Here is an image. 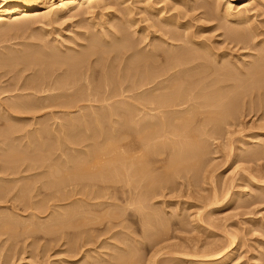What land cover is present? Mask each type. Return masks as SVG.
Segmentation results:
<instances>
[{"label":"rangeland","instance_id":"1","mask_svg":"<svg viewBox=\"0 0 264 264\" xmlns=\"http://www.w3.org/2000/svg\"><path fill=\"white\" fill-rule=\"evenodd\" d=\"M114 1L116 3H109L107 6L108 8L95 9L93 14L86 13L83 6V8H75L69 13L57 14V16L55 15V17H52L53 22L49 23L50 25L39 19L34 20V22L28 21L30 23V25H27L29 28L26 26L27 23H21L24 26L18 25L20 21L17 24L15 23V25L3 24L0 26V53L15 52L13 51L14 49H29L31 44L35 47L34 44L36 45L41 42V39L49 43L50 40L51 43L54 40L55 42L57 41V43L61 41L62 43L59 42V44H62V46L65 45L64 42H66V44L72 42L73 44L74 41H78L75 40L77 38L73 35L84 36V33L85 35L89 33L88 31H90L91 34L94 32V28L96 29V27L93 26L95 21H97L95 25L99 26V15H103L106 12L111 13L113 12L112 10L115 9L116 11L112 13V16L120 17L123 13L122 6L126 4V6L129 5L130 8L132 7V13L134 14L132 17L133 19H128L129 21L125 22V24L121 23L119 26L126 29L130 36L129 39H133L132 37H134L135 34L136 36L139 35L144 37L145 35H142L139 29L143 26L146 27V25L151 22H157L158 18L152 15L149 9H145L144 2L138 4L136 0H125V3H123L122 0ZM147 1H150L149 3H152L154 7L160 9L165 5H170V7L173 6L175 10L172 8V11L170 10L171 12H164L162 10V14L167 15L168 12L169 14L173 12L178 22H185L189 25L187 29L189 31L185 30V32L192 33L196 31L197 33L195 32V35L197 36H195V40H205L211 43L212 47L214 46L215 48L214 50H218L215 52L217 55L222 53V51L229 53V55L227 54L228 56H222V60L223 58L233 59L235 57L234 59L240 64V58L242 59L241 53L254 52L251 49H239V45L236 46L232 43V45H229L230 43H228L226 39L225 32H222L224 29H220L225 20L223 14L226 11L225 9L228 8L227 4H225L226 0ZM228 1H231L228 5L229 8L231 7V9H233L234 7V10H237V7L244 2V0ZM55 2L59 3V1L56 0ZM207 4H212L208 6L215 9L216 15L213 14V16L215 15L214 17H204V15H206L204 11L206 10L205 7ZM104 9L106 10L103 11ZM108 9L110 12H108ZM99 10H102V12ZM180 11L182 12L180 13ZM260 11L261 10H258L257 12V9L255 12L253 11L251 21L253 20V24L255 23L254 25L257 31L254 42L261 41V44L264 45V10ZM176 13L177 16L179 15L178 17ZM260 14L262 15L259 16ZM254 16H256V18ZM128 22L132 24L129 25L127 24ZM225 23H228V21ZM217 24L220 26L219 29ZM84 29L87 30V33ZM151 29L152 28H150L151 32L148 33L149 35L153 34ZM183 29L185 28H179L178 32L180 34H182L181 32L185 33ZM39 34L42 36L39 37ZM70 39H72V41ZM188 44H186V46ZM113 46L114 44L110 47ZM33 47L31 46V48ZM217 47L219 48L216 49ZM226 47L229 50L226 49ZM83 48L84 47H81L80 49V47H78L77 51H82ZM6 49L8 51H5ZM108 49V51H110V48ZM105 50L107 51V49L104 48V51ZM75 51H72V53ZM66 52L68 53V51ZM185 54L179 55V59H183ZM111 55L112 54H110V56ZM246 57L248 56H245L243 59H247ZM175 58H172L171 61H174ZM119 59L122 60V58ZM227 59L223 61H227ZM253 59L251 60L253 61ZM254 60L253 62H249L248 66H253L261 61V63L264 62V59L258 60L259 62L256 61V59ZM99 62L102 64H99ZM121 62L122 63L119 65H116V68L117 66H119V68L123 66L124 63L123 61ZM94 63H96V61ZM105 63L106 62L102 60L97 61L99 65L95 64L97 71L95 70L96 73H93L95 78L93 77L94 80L91 79V81L96 83V86L97 82L101 80L97 79L101 78L99 66L105 65ZM214 65L218 66V63ZM30 67L29 69L27 68L28 70L24 69L26 72L21 70L20 73V70H17V73L14 69L4 70V68H0V167L3 168L0 169V192H2L0 193V264H119L120 262V264H190L191 262L188 263L189 261H186V258L189 259L190 255L194 257V259L208 262L210 256L205 257L201 254L208 255L207 253H210V251L222 249L232 235L236 236L235 238L238 239L239 249L226 264H264V93L258 94L256 91L252 92V90L255 89H252V86L247 80V76L240 77L237 72L230 73L229 77L230 75L233 77L231 76V80L229 79L228 81V75L225 79L221 75H212L211 71L209 73V71L202 70V73H198V69H192L186 70L187 73L186 71H180V73L177 74V78L181 76L190 77L191 75L193 79L186 83V86L181 84V86L170 90L169 86V88L167 86H160L159 88L157 86L152 87V85H143V87H137L136 90L134 86H132L134 71H130L132 75H126V79L125 77H121V79L119 78L120 81L119 79L118 81L116 80L118 85L117 82H115V87L118 88L119 91L117 89V92L115 88V92L112 91L110 93V99L107 98L109 94L104 100L103 98L105 97L100 98V96L99 99L96 98L97 95L94 94L95 96L91 95L83 98L84 101L83 99L78 101L74 100V104L75 102H79L75 104V107H78L76 110V108H72L74 106V104L72 105L73 101L70 102L71 106H68V108L66 106L65 108L63 106H58V104H60L58 101L60 100L46 99L50 97L53 91H51L50 94L48 91L44 92L45 94L48 93L46 98L42 96L44 95L43 92L40 93L42 98L46 99V101H41L39 93H35V95L34 93L32 94L30 90L24 91L21 87L22 84L34 78L33 76L36 74V67ZM6 71L7 73H5ZM56 72L57 77L60 76L58 74L61 73V71L59 72L58 70ZM16 74H18L19 77ZM55 74L56 73H53L51 75V79H56ZM96 74H99V77H97ZM236 74L238 76L234 78ZM196 75L203 76V80H196V78H198ZM210 75L219 78V80H221V78L224 79L223 81L215 79L216 84L214 81L211 82V80L207 79ZM206 79L208 80L207 83L205 82ZM80 82L82 83L83 81ZM241 82L246 83L247 86ZM93 83L89 84V87L93 86ZM83 86L85 85H78L77 87L79 88L76 87V89H80L82 92L85 88ZM15 87H17V89H15ZM80 87H82V89ZM166 87L167 91L164 90ZM213 89H215V91L217 90L219 93H213L215 92ZM154 90H156V92ZM72 91L74 92L75 88L69 89L68 92ZM162 91L167 92V94L171 92L173 95L170 94V96L175 98V100L182 99L180 101L181 103L177 104L178 106L172 107L173 109L171 108V110H177L176 112H164V114H159L158 116V110L153 109L154 112L153 110L146 111L144 103L142 102L141 104L137 101L139 97L142 95L144 96L146 93L161 92L160 94H163ZM55 92L56 91L53 93ZM18 93L24 95L20 96ZM211 93H213V95ZM174 94H177V98ZM181 94H185L186 96L184 95V97H186V99L182 97ZM204 94L207 98L212 96L210 98H213V104L207 103V101H210V98L205 101L206 103L203 102L205 99L203 97ZM32 95H34L35 98L39 97L37 99L38 101ZM215 96H218V98ZM24 97L27 100L29 99V102L24 99ZM32 97L35 100L32 99ZM15 98L17 99L15 100ZM93 99L94 101H92ZM134 99L138 103H136ZM13 100L15 102H13ZM53 100H55V102ZM200 101L203 104H201ZM21 102H25L26 104L24 103L22 105ZM126 103L128 106H126ZM11 104L16 107L18 105L19 110H17L18 107H15L17 111L13 110L14 106L12 107ZM21 105L22 107L25 105V110L23 109L20 111ZM79 107L81 108L79 109ZM110 110H113L116 114H110ZM118 110L121 113H118ZM127 110H129L130 114ZM131 111H137V114L135 113L134 115ZM189 111L192 112V114L188 113ZM122 112H127V115L124 114L122 116ZM173 112L175 113V118H173ZM150 113L152 116L149 115ZM184 114L187 115L185 116ZM143 115L144 117H142ZM221 115H224L225 120L221 121L220 126L218 125L217 127V125L215 126V124H213V121L217 118L216 116L219 117ZM179 117L186 119L185 121L188 122V127H190L191 130L188 128L189 131H187L190 134L188 133L187 135V132H185L179 135V138L176 136L163 141L159 140L161 141L160 143L155 139L156 141L154 140V143L156 142L157 145H152V147L149 146L153 142L152 140H149L150 142L147 141L148 143L145 142L147 144H145L144 141L142 142V140H145L148 134L157 127V120H159V118L163 120H171V118H173V121L174 119L177 121ZM82 118L83 120H81ZM132 118L134 119L133 121L131 120ZM104 119H106V121ZM208 121L212 122L209 123ZM9 122L12 124L14 122L13 126L10 125L11 123L9 126H6ZM151 122L154 123L152 124ZM118 123L122 124L118 125ZM140 123V128L142 130H140L141 134L139 131H133L137 130L136 124L140 126ZM124 125L125 128L123 127ZM118 126L121 127L122 130L119 131L117 129L119 128ZM148 126L151 127V129H149ZM145 127L148 129H145ZM88 128L91 131H89ZM15 129L18 131L16 130L15 132ZM3 132L4 134H1ZM137 132H139V134H136ZM79 135H81V138ZM92 135H96L97 138ZM8 137L13 142H11ZM138 137L140 140L142 139L141 142ZM70 141L76 144H72ZM138 142L143 144L141 145ZM167 142H169V144H167ZM144 144L147 145V148ZM190 144L192 145L191 147ZM9 145H13V149H11L12 147H9ZM174 145L175 147H173ZM38 146L40 147L38 148ZM92 147L101 149L102 153L96 148L95 152V149ZM103 147H105V149ZM141 148L148 149L146 150L148 154L144 153V150L142 152ZM151 148L155 150H153L155 152L154 155L157 153L156 149L159 148L156 154L157 157L156 155L150 154L149 149L151 153H153ZM91 149H94L92 150L93 152H90ZM79 151L82 152L80 153ZM97 153H101L100 155H102V158L106 157L107 159H102ZM145 154L149 155V157L146 158L147 156ZM151 155H153V157H150ZM177 155L178 157H175ZM180 155L181 157H179ZM93 156H95V158ZM96 156H99V159L103 161L100 160L99 162ZM119 156L123 157V159H129L128 162V159H125L126 162L124 160V165H127V163L131 161L130 158L133 156L131 159L132 161L134 159L135 162L131 161L132 167L128 165V168L132 170L129 169L127 172L125 169L127 166H121L124 167L122 169L118 168L124 171H121V174L122 172L125 173V171L128 174L129 172L132 173L131 171L137 167V169L134 170L135 172H133L136 173L137 171L138 175H136L138 178L136 175H133L135 177L131 178L133 173H129L126 179V173V175L123 174L124 176L120 175V170L115 166H119V160L116 161L117 164H113L115 160L119 159ZM92 157L96 159L97 162L91 159ZM5 158L6 160H4ZM8 158L9 160H7ZM139 158L143 162H148V164L147 162L144 163L147 167L143 166V162L139 161ZM104 160L110 161L111 165H107L108 161L104 162ZM112 161L113 163H111ZM172 161L174 162L172 163ZM5 162L7 163L5 164ZM56 163L58 164L56 165ZM78 163L80 165H77ZM89 163L92 166L99 165L95 166L96 168L90 165L91 168L95 169H91L93 172L90 174L88 173L90 171L86 170V172L88 171L87 174H89H86V176L89 177H86L85 180V178L83 179L82 173L85 174L83 169H88ZM104 164L106 167H104ZM133 164L136 165L134 169ZM6 165L7 167L9 166V170L5 167ZM11 165L13 167L10 168ZM84 165L85 167L88 165L87 168H85ZM99 166L102 170H96L100 168ZM113 167L115 169H113ZM106 168H111V171ZM10 169H13V172L14 170L17 172L11 174L9 173V171L12 172ZM143 169L145 170L142 171ZM103 170L104 172H102ZM97 171H99L100 174H96ZM115 173L116 176L118 174L117 177ZM70 176L74 179L72 180ZM60 177L61 179L63 178V180H61ZM67 178H69V182L70 180L72 182L69 183ZM148 181L150 185H148ZM150 187L152 188L151 193ZM78 190L79 192H77ZM228 234H230L231 237L230 235L228 236ZM228 250L229 248H227L226 251ZM194 254L196 256H194Z\"/></svg>","mask_w":264,"mask_h":264},{"label":"bare ground","instance_id":"2","mask_svg":"<svg viewBox=\"0 0 264 264\" xmlns=\"http://www.w3.org/2000/svg\"><path fill=\"white\" fill-rule=\"evenodd\" d=\"M56 1H59V3L57 4L56 2H55V0H0V26L1 25H3V24H9V25H15V23L17 24L19 21H20V24H18V25H22V24H26V26L29 24L30 25V23L28 22V21H33L34 22V20H36V19H39V20H43V21H45L47 24H49V23H51V22H53V16L55 17V15L57 16V14H61V13H66V12H70V11H72V10H74L75 8H83L84 7V9L86 10V13H89V14H93L94 13V11H95V9L97 10V9H103V8H106L107 6H108V4L109 3H116L114 0H56ZM117 1V0H116ZM137 2H138V4L139 3H141V2H144V7H145V9H149L150 10V13H152V15H154L155 17H157L158 19H157V22H151L150 24H148V25H146V27L145 26H143V27H141L139 30V32L140 33H142V35L144 34L145 36L143 37V36H136V34H135V36L134 37H132L133 39H129L130 38V36L128 35V32L126 31V29L123 27V28H121V26H119V25H121V23H123V24H125V22H127V21H129L128 19H131L132 17H133V13H132V7L130 8L129 7V5L128 6H126V5H124V6H122V11H123V13H122V15L119 17V16H115V17H113L112 16V13L113 12H115L116 10L114 9V10H112L113 12H111V13H105V14H103V15H99L100 17H99V26H96L95 25V23L97 22V21H95V23H94V27H96V29L94 28V32H92V34L90 33V31H88L89 33H87V30L86 29H84V30H86V35H85V33H84V36H77V35H73V36H76V38L77 39H75V40H78L77 42L76 41H74V39H73V44H72V42L71 43H69V44H66V42H64L65 43V45L64 46H62V44H59V42H61V41H59L58 43H57V41L55 42V40L51 43V40H50V43L49 42H45V40H40L41 42H39V43H37L36 45L34 44V46L35 47H33V44H31V46L33 47V48H31V46L29 47V49L28 48H25V49H21V50H13V51H15V52H11V53H0V68H4V70L5 69H14V70H16V72H17V70L19 71V73L21 72V70H23L24 72H26L24 69H29V67L31 66H34V68L36 67V74H35V76H33L34 78H32V79H30V80H28V81H26V83L24 82H22L23 84H22V89H24V91L25 90H30V92L33 94H37V93H44V92H46V91H48V93L50 94V92L51 91H56L55 93H53V92H51V94H50V97L49 98H46V96H48L47 94H45L44 93V95H42L44 98H46V99H49V100H51V99H56L57 101L58 100H60V101H58V103H60V104H58V106H63V107H65L66 108V106H67V108H68V106H71L70 105V102H72V105L74 104V100L75 101H78V100H80V99H83V98H85V97H89V96H91V95H97V97L96 98H99L100 96V98H103V97H105V98H103V100L104 99H106V96H107V98H109V96L111 95L110 93L112 92V91H114L115 90V86H116V84H115V82H117L118 81V79L120 78L121 79V77H125V79H126V75H132L131 74V72L130 71H134V73H133V76H134V79H132L133 80V82H132V86H134V88L136 89L137 87H139V86H142L143 87V85L145 86V85H152V87L154 86V87H159L160 88V86H169L170 87V90L173 88H175V87H178V86H181V84H183L184 86H186V83H188L189 81H191V79H193V78H191V73L189 74L190 75V77H185V76H181V77H178L177 78V74H179L180 73V71L182 72V71H186V70H192V69H198V73L199 72H201L202 73V70H205V71H209V73H210V71H211V73H212V75L213 74H215V75H221L222 77H224L225 79L227 78V75H228V77H229V74L230 73H235V72H237L238 74H239V76L241 77H244V76H247V80L249 81V84L252 86V89H255V90H252V92L253 91H256V93H258V94H263L264 93V62L263 63H257V64H255V65H253V66H251V65H249L248 66V64H249V62H251L252 60L251 59H256V61H258V60H262V59H264V45L263 44H261V41H257V42H254L255 40H254V38L256 37V35H257V31H256V26L253 24V20L251 21V15H252V13H253V11L255 12L256 11V9H257V12H258V10H261V11H263L264 10V0H244V2L241 4V5H239L238 7H237V10H234V7H233V9H231V7L229 8V4H230V2L228 1V0H226V3L225 4H227V9H225L226 11H225V13L223 14L224 15V19L226 20V21H228V23H225L226 21L224 20V24H222V28L218 25V29H219V27H220V29H224V30H222V32L226 35V39L228 40V43H230L229 45H232V44H234V45H239V49H251V50H253L252 52L253 53H251V52H246V53H241L240 55L242 56V59L240 58V60H241V63L239 64L238 62H237V60H235L234 58L233 59H227V58H223V60L224 59H227V61H223L222 60V56H226L227 54L229 55V53H227L226 51L225 52H223L222 51V53H220L219 55H217L215 52H217V51H215L214 49V46L212 47V44L211 43H208V42H206L205 40L203 41V40H195V36H197V35H195L196 33L195 32H185V30H187L188 29V26L189 25H187L185 22H178V20L177 19H175V15L173 14V12L171 13V14H169V12H171L172 10H171V8L173 9V6L172 7H170V5L169 6H164V7H162V9H160V8H158V7H154V5H152V3H149L147 0H136ZM160 1V0H159ZM122 2L123 3H125V0H122ZM209 3V2H208ZM171 4V3H170ZM119 5V4H118ZM211 6L210 4H207V6L205 7L206 8V10L204 11V13L206 14V15H204V17H209V18H211V17H214L216 14H215V9H212L213 7H209V6ZM83 6V7H82ZM140 6V5H139ZM110 7V6H109ZM108 8V7H107ZM236 8V7H235ZM83 9V10H84ZM120 9H121V7H120ZM137 9V8H136ZM140 9V8H139ZM165 9V10H164ZM106 9H104L103 11H105ZM164 12H167V11H169L168 12V14L167 15H164V14H162V12L163 11ZM171 10V11H170ZM173 10H175V8L173 9ZM100 12H102V10H99ZM260 11V12H261ZM108 12H110L109 11V9H108ZM178 12V11H177ZM182 11H180V13H181ZM218 12V11H217ZM256 12V13H257ZM259 12V13H260ZM67 13V14H68ZM72 13V12H71ZM77 13V12H76ZM146 14V13H145ZM213 14H215L214 16H213ZM184 15H186V14H184ZM223 15H222V17H223ZM257 15V14H256ZM262 14H260L259 16H261ZM176 16H177V13H176ZM179 16V15H178ZM177 16V17H178ZM182 16H183V14H182ZM176 17V18H177ZM181 17V16H180ZM219 17V16H218ZM255 18H256V16H254ZM57 18V17H56ZM89 18V17H88ZM150 18V17H149ZM148 18V19H149ZM254 18V19H255ZM93 19V18H92ZM133 19V18H132ZM146 20V19H145ZM154 20V19H153ZM176 20H177V22H176ZM181 20V19H180ZM8 21H11V22H8ZM17 21V22H16ZM54 21H55V19H54ZM84 21V20H83ZM255 21V20H254ZM8 22V23H7ZM44 22V23H45ZM138 22V21H137ZM136 22V23H137ZM22 23V24H21ZM56 23V22H55ZM127 24H132V23H127ZM50 25V24H49ZM137 25H138V23H137ZM186 25H187V28H186ZM257 25V24H256ZM22 26H24V25H22ZM25 26V27H26ZM92 26V27H93ZM6 27V26H5ZM4 27V28H5ZM15 27V26H14ZM17 27V26H16ZM28 27V26H27ZM31 27V26H30ZM181 27H183V28H185V29H183L184 30V32L185 33H183V32H181L182 34H180L178 31H179V28L181 29ZM29 28V27H28ZM87 28V27H86ZM150 28H152L151 30H152V32H153V34H151V35H149L148 33L149 32H151L150 31ZM23 29V28H22ZM83 29V28H82ZM90 29V28H89ZM130 29V28H129ZM190 29V28H189ZM182 30V31H183ZM5 31V30H4ZM7 31H8V29H7ZM42 31V30H41ZM187 31H189V30H187ZM76 32V31H75ZM4 33V32H3ZM41 33V32H40ZM109 33V34H108ZM81 34V33H80ZM223 34V35H224ZM149 37H148V36ZM225 35H224V37H225ZM4 36V35H3ZM6 36V35H5ZM40 36H42V35H40L39 34V37ZM47 36V35H46ZM200 36V35H199ZM47 38V37H46ZM62 38V37H61ZM0 39H1V36H0ZM38 39V38H37ZM32 40H34V39H32ZM32 40H31V42H32ZM65 40V39H64ZM69 40V39H68ZM71 41H72V39H70ZM226 40V41H227ZM37 41V40H36ZM49 41V40H48ZM63 41V40H62ZM128 41V42H127ZM1 42V41H0ZM69 42V41H68ZM29 43V42H28ZM62 43V42H61ZM190 44V46H189V44ZM225 43V42H224ZM227 43V44H228ZM232 43V44H231ZM112 44H114V46L113 47H110ZM186 44H188L187 46H186ZM216 44V43H215ZM30 45V44H29ZM28 45V46H29ZM218 45V44H217ZM108 46V47H107ZM189 46V47H188ZM224 46V45H223ZM235 46V47H236ZM78 47H80V49H81V47H84L83 48V50L82 51H77V49H78ZM220 47V46H219ZM219 47H217L216 49H218ZM6 48V47H5ZM24 48V47H23ZM103 48V49H102ZM104 48L105 49H107V51L105 52L104 51ZM108 48H110V51H108L109 49ZM234 48V47H233ZM12 49V48H11ZM223 49H225V48H223ZM226 49H228L227 47H226ZM76 50V51H75ZM229 50V49H228ZM230 50H231V47H230ZM250 50V51H251ZM5 51H8L7 49L5 50ZM66 51H68V53L66 52ZM72 51H75V52H73L72 53ZM103 51V52H102ZM69 52H71V53H69ZM110 52H113V53H110ZM185 52H186V54H185ZM185 54V57L183 58V59H179V55H181V54ZM108 54V55H107ZM110 54H112L111 56H110ZM227 55V56H228ZM235 55V54H234ZM237 56H239V55H237ZM245 56H248V57H246L247 59H243V58H245ZM109 57H111V58H109ZM178 58V59H176V58ZM183 57V56H182ZM240 57V56H239ZM119 58H122V60L121 59H119ZM172 58H175V60L173 61H171V59ZM229 58V57H228ZM231 58V57H230ZM124 59V60H123ZM236 59H238V58H236ZM253 59V61H255ZM105 61L106 63H105V65H100L99 66V71H100V77L101 78H97V77H99V74L97 75L96 74V78L97 79H101L100 80V82H97V86L95 85L96 83H93V81H91V79H93L94 80V78H95V76H94V74L96 73V65L95 64H97V61ZM180 60V61H179ZM96 61V63H94V62ZM121 61H123V66H122V64H121V66L122 67H120L119 68V66H117V68H116V65H119L120 63H122ZM252 61V62H253ZM259 62V61H258ZM101 62H99V64H100ZM218 63V66L217 65H214V64H217ZM99 64H97V65H99ZM102 64V63H101ZM250 64H252V63H250ZM30 67V68H31ZM33 68V67H32ZM27 69V70H28ZM31 70V69H30ZM59 70V72L61 71V73H59L58 75H60V76H58L57 77V72L56 71H58ZM96 70V71H95ZM199 70H201V71H199ZM13 71V70H12ZM22 71V72H23ZM32 71V70H31ZM55 71V72H54ZM197 71V70H196ZM195 71V72H196ZM2 72V71H1ZM15 72V73H16ZM95 72V73H94ZM5 73H7V71L5 72ZM18 73V72H17ZM53 73H56L55 75H56V79L54 78H52L51 79V75L53 74ZM94 73V74H93ZM185 73V72H184ZM186 73H187V71H186ZM198 73H196V74H198ZM203 73H204V71H203ZM208 73V74H209ZM33 74V73H32ZM208 74H207V76H208ZM17 76H18V74H16ZM23 75V74H22ZM54 75V76H55ZM175 75H176V77H175ZM186 75V74H185ZM199 75V74H198ZM32 76V75H31ZM197 76V75H196ZM211 76V75H210ZM208 77L207 79L208 80H211V82L212 81H214L215 82V79H217V80H219V78H215V76H211V77ZM226 76V77H225ZM232 75H230V77H231ZM238 75L236 74V76L234 75V78L235 77H237ZM19 77V76H18ZM21 77V76H20ZM94 77V78H93ZM130 77H132V76H130ZM198 78H196V80H203V76H197ZM230 77L227 79L228 81H229V79H230ZM233 77V76H232ZM239 77V78H240ZM133 78V77H132ZM223 78V79H224ZM238 78V79H239ZM20 79V78H19ZM113 79H114V82H113ZM120 79H119V81H120ZM205 80V82L207 83V81L208 80ZM223 79L221 78V80L223 81ZM237 79V78H236ZM243 79V78H242ZM241 79V80H242ZM11 80V79H10ZM13 80V79H12ZM15 80V79H14ZM96 80V79H95ZM117 80V81H116ZM216 80V81H217ZM221 80H219V81H221ZM231 80V79H230ZM233 80V79H232ZM246 80V81H247ZM17 81V80H16ZM80 81H83L82 83L80 82ZM97 81H99V80H97ZM240 81V80H239ZM243 81V80H242ZM90 82H92L93 83V86H91L92 87V89H91V87H89L90 85L89 84H92V83H90ZM128 82V81H127ZM195 82V81H194ZM210 82V81H209ZM208 82V83H209ZM79 83V84H78ZM204 83V82H203ZM202 83V84H203ZM216 83V82H215ZM225 83V82H224ZM241 83H243V82H241ZM217 84V83H216ZM218 84H220V83H218ZM243 84H246V83H243ZM17 85V84H16ZM78 85H85V86H83V87H85L84 88V92L82 91L81 92V90L80 89H76V87ZM117 85H118V82H117ZM119 85H121V84H119ZM205 85V84H204ZM209 85V84H208ZM230 85V84H229ZM240 85V84H239ZM250 85H248V86H250ZM18 86V85H17ZM76 86V87H75ZM148 86V87H149ZM243 86V85H242ZM241 86V87H242ZM246 86H247V84H246ZM11 87V86H10ZM20 87V88H21ZM167 87L164 89V90H166L167 91ZM168 87V88H169ZM231 87V86H230ZM245 87V86H244ZM9 88V87H8ZM13 88V87H12ZM74 89L75 88V91L73 92H68L69 91V89ZM77 88H79V87H77ZM81 89H82V87H80ZM240 88V87H239ZM247 88V87H246ZM6 89V88H5ZM4 89V90H5ZM10 89V88H9ZM15 89H17V87H15ZM21 89V90H22ZM91 89V90H90ZM117 89L118 88H116V91H117ZM127 89V88H126ZM147 89V88H146ZM156 89V88H155ZM179 89V88H178ZM177 89V90H178ZM217 89V88H216ZM223 89V88H222ZM242 89V88H241ZM249 89V88H248ZM20 90V89H19ZM78 90H80V91H78ZM86 90V91H85ZM90 90V91H89ZM137 90V89H136ZM149 90V89H148ZM151 90V89H150ZM180 90H181V88H180ZM179 90V91H180ZM225 90V89H224ZM246 90V89H245ZM244 90V91H245ZM71 91V90H70ZM89 91V92H88ZM118 91H119V89H118ZM117 91V92H118ZM145 91V90H144ZM155 92H156V90H154ZM182 91V90H181ZM180 91V92H181ZM184 91H185V88H184ZM213 91H215V89H213ZM237 91V90H236ZM115 92V91H114ZM125 92V91H124ZM155 92H152V93H144L145 95L143 96H141V97H139V99H137V101H139L141 104H142V102L144 103V107L146 108V111L147 110H150V111H152L153 109H156V110H158V116H159V114H164V112H171L172 113V111H174V112H176L175 110H171V108L173 107L174 108V106H178L177 104H179V103H181L180 101L182 100V99H176L175 100V98H172L171 96H170V94H172L171 92H168V94H167V92H163V94H160L161 92H159V93H155ZM158 92V91H157ZM183 92V91H182ZM186 92V91H185ZM210 92V91H209ZM219 93L217 90L215 91V92H213V93ZM224 92V91H223ZM238 92V91H237ZM53 93V94H52ZM166 93V94H165ZM184 93V92H183ZM213 93H211L212 95H213ZM220 93H221V90H220ZM15 94V93H14ZM19 94V93H18ZM29 94V93H28ZM35 94V95H36ZM136 94V93H135ZM178 94V93H177ZM177 94L175 95L176 96V98H177ZM180 94V93H179ZM186 94V93H185ZM184 94V95H185ZM194 94V93H193ZM208 94V93H207ZM225 94V93H224ZM242 94V93H241ZM251 94V93H250ZM20 95V94H19ZM22 96L24 95V94H21ZM20 95V96H21ZM94 95V96H95ZM117 95V94H116ZM132 95V94H131ZM173 95V94H172ZM182 95V94H181ZM184 95H182V97H184ZM188 95V94H187ZM217 95V94H216ZM238 95V94H237ZM20 96H19V98H20ZM33 97H34V95H32ZM40 97H41V101L42 100H45L46 101V99H43L42 98V96H41V94L39 95ZM112 96H113V94H112ZM137 96V95H136ZM179 96V95H178ZM186 96V95H185ZM199 96H200V94H199ZM202 96V95H201ZM223 97H225L224 95H222ZM221 96V97H222ZM235 96V95H234ZM233 96V97H234ZM15 97H17V96H15ZM26 97V96H25ZM24 97V99H26ZM32 97V99H34ZM125 97V96H124ZM128 97V96H127ZM174 97V96H173ZM197 97V96H196ZM205 99H204V101L203 102H205V101H207L208 100V98H210V97H212V96H210V97H206L205 96V94H204V96H203ZM203 97H202V100H203ZM215 97H217L218 98V96H215ZM228 97H230V96H228ZM18 98V97H17ZM17 98H15V100L17 99ZM39 97H37V98H35L36 100L38 99ZM99 98V99H100ZM138 98V97H137ZM185 99H186V97H184ZM189 98V97H188ZM207 98V99H206ZM235 98V97H234ZM233 98V99H234ZM23 99V100H24ZM34 99V100H35ZM110 99V98H109ZM136 99V98H135ZM134 99V100H135ZM184 99V100H185ZM213 98H210V101L208 102L207 101V103H210V104H213V100H212ZM22 100V99H21ZM27 100V99H26ZM29 100V99H28ZM27 100V101H28ZM86 100H87V98H86ZM102 100V99H101ZM177 100H179V101H177ZM200 100V99H199ZM235 100V99H234ZM18 101V100H17ZM38 101V100H37ZM45 101H44V103H45ZM54 102H55V100H53ZM52 101V102H53ZM83 101H84V99H83ZM92 101H94V99L92 100ZM100 101V100H99ZM107 101H108V99H107ZM13 102H15L14 100H13ZM29 102V101H28ZM47 102H49V101H47ZM91 102V101H90ZM130 102V101H129ZM135 102H136V100H135ZM183 102V101H182ZM201 102V101H200ZM212 102V103H211ZM217 102V101H216ZM22 103V105L25 103H23V102H21ZM43 103V102H42ZM77 102H75V104H76ZM79 103V102H78ZM77 103V104H78ZM136 103H138V102H136ZM135 103V104H136ZM206 103V102H205ZM1 104V103H0ZM19 104V103H18ZM26 104V103H25ZM74 104V106L72 107V108H76V110L78 109V107H75L76 105ZM125 104V103H124ZM184 104V103H183ZM182 104V105H183ZM201 104H203L202 102H201ZM200 104V105H201ZM12 105V107L14 106V109L13 110H16L15 109V105H13V104H11ZM22 105H21V109H20V111H22L23 109L25 110V105H24V107H22ZM31 105V104H30ZM38 105H40V104H38ZM53 105V104H52ZM123 105V104H122ZM132 105V104H131ZM20 106V105H19ZM78 106V105H77ZM89 106V105H88ZM112 106V105H111ZM126 106H128L127 105V103H126ZM136 106H137V104H136ZM210 106V105H209ZM17 107H18V105H17ZM16 107V108H17ZM82 107V106H81ZM81 107H79V109L81 108ZM101 107H102V105H101ZM133 107V106H132ZM143 107V108H144ZM189 107V106H188ZM187 107V108H188ZM202 107V106H201ZM211 107H212V105H211ZM71 108V107H70ZM84 108V107H83ZM82 108V109H83ZM111 108V107H110ZM113 108V107H112ZM119 108H120V106H119ZM118 108V109H119ZM142 108V107H141ZM145 108H144V110H145ZM172 108V109H173ZM190 108V107H189ZM195 108V107H194ZM215 108V107H214ZM228 108V107H227ZM2 109V108H1ZM6 109V108H5ZM105 109V108H104ZM185 109V108H184ZM17 110H19V107L17 108ZM16 110V111H17ZM26 110H28V109H26ZM36 110V109H35ZM39 110V109H38ZM120 110V109H119ZM118 110V113L120 112ZM122 110V109H121ZM134 110V109H133ZM142 110V109H141ZM155 110V111H156ZM6 111H7V109H6ZM66 111V110H65ZM69 111V110H68ZM102 111V110H101ZM107 111V110H106ZM123 111V110H122ZM128 111V113L130 114V112H129V110H127ZM140 111V110H139ZM181 111V110H180ZM192 111V110H191ZM226 111V110H225ZM231 111V110H230ZM5 112V111H4ZM94 112V111H93ZM131 112H133L134 113V115H135V113L137 114V111H131ZM141 112V111H140ZM153 112H154V110H153ZM173 112V113H174ZM185 112H187V111H185ZM184 112V113H185ZM9 113V112H8ZM66 113V112H65ZM70 113H72V112H70ZM92 113V112H91ZM108 113H109V110H108ZM111 113H113L112 115H114V111L113 110H110V114ZM121 113V112H120ZM123 113V112H122ZM183 113V112H182ZM188 113H191L192 114V112H188ZM226 113V112H225ZM232 113V112H231ZM4 114V113H3ZM2 114V115H3ZM7 114V113H6ZM85 114V113H84ZM101 114V113H100ZM107 114V113H106ZM116 114V113H115ZM124 114H126L127 115V112H125V113H123L122 114V116L124 115ZM154 114H156V113H154ZM215 114V113H214ZM218 114V113H217ZM69 115V114H68ZM95 115H97V114H95ZM121 115V114H120ZM133 115V114H132ZM140 115V114H139ZM149 115H151V113L149 114ZM165 115H166V113H165ZM169 115V114H168ZM175 115V113L173 114V116ZM185 116L187 115V114H184ZM194 115V114H193ZM225 115H227V114H225ZM1 116V115H0ZM11 116V115H10ZM15 116V115H14ZM111 116V115H110ZM137 116V115H136ZM152 116V115H151ZM150 116V117H151ZM154 116V115H153ZM157 116V117H158ZM161 116V115H160ZM18 117V116H17ZM91 117V116H90ZM97 117H99V116H97ZM116 117V116H115ZM118 117V116H117ZM142 117H144V115L142 116ZM156 117V116H155ZM163 117H164V115H163ZM176 116H174L173 118H175ZM181 117V116H180ZM178 118L177 119V121H175L176 119H174V121L172 120L173 118H171V120L169 119V120H167V119H165V120H163V119H161V118H159V120H157L158 121V123H157V127H155V129H153L152 131H151V133L150 134H148V136L145 138V140H142V142L144 141V143L145 142H150L149 140H152L153 142L151 143V145H149V146H151L152 147V145H157V143L155 142L154 143V140L155 139H157V141H158V143H160L161 141H163V140H165V139H170L171 137H176V136H178V138H179V135H181V134H184L185 132H187L186 134L188 135V131H189V129H190V127H188L189 125H188V122L187 121H185L186 119H182V118ZM188 117V116H187ZM186 117V118H187ZM190 117H194V116H190ZM217 117V118H216ZM216 117H214V118H216L214 121H213V124H215V126L217 125V127H218V125L220 126V123H221V121H223V120H225V117H224V115H221V116H216ZM231 117V116H230ZM11 118V117H10ZM14 118V117H13ZM20 118V117H19ZM73 118H75V117H73ZM92 118V117H91ZM91 118H90V121H91ZM95 118V117H94ZM119 118V117H118ZM153 118V117H152ZM169 118V117H168ZM15 119V118H14ZM21 119V118H20ZM72 119V118H71ZM86 119H87V117H86ZM122 119V118H121ZM138 119V118H137ZM156 119V118H155ZM161 119V120H160ZM211 119H213V118H211ZM81 120H83V118L81 119ZM81 120H80V122H81ZM85 120V119H84ZM94 120V119H93ZM97 120H99V119H97ZM96 120V121H97ZM105 121H106V119H104ZM119 120V119H118ZM132 121L134 120L133 118L131 119ZM190 120V119H189ZM193 120V119H192ZM191 120V121H192ZM7 121H8V119H7ZM16 121V120H15ZM62 121V120H61ZM66 121H68V120H66ZM78 121V120H77ZM156 121V122H157ZM191 121H189V122H191ZM12 122V121H11ZM11 122H9L8 123V125H6V126H9V124L11 123ZM65 122V121H64ZM79 122V121H78ZM108 122V121H107ZM141 122V121H140ZM149 122V121H148ZM209 122V121H208ZM212 121H210L209 123H211ZM228 122V121H227ZM7 123V122H6ZM16 123V122H15ZM48 123V122H47ZM77 123V122H76ZM93 123V122H92ZM95 123V122H94ZM97 123H99V122H97ZM106 123V122H105ZM114 123V122H113ZM126 123V122H125ZM135 123V122H134ZM133 123V124H134ZM145 123H147V122H145ZM150 123V122H149ZM152 123V122H151ZM154 123V122H153ZM152 123V124H153ZM13 124H14V122H13ZM13 124L11 123L10 125H12L13 126ZM80 124V123H79ZM78 124V125H79ZM120 124H122V123H120ZM119 123H118V125H120ZM126 124H128V123H126ZM125 124V125H126ZM94 125H96V124H94ZM100 125V124H99ZM116 125V124H115ZM125 125L123 126L124 128H125ZM137 126H136V129L137 130H133V131H139L140 132V130H141V123H140V126L138 125V124H136ZM71 126V125H70ZM74 126V125H73ZM77 126V125H76ZM84 126H85V124H84ZM83 126V127H84ZM101 126V125H100ZM113 126V125H112ZM127 126V125H126ZM129 126H130V124H129ZM147 126V125H146ZM151 126V125H150ZM196 126V125H195ZM79 127V126H78ZM87 127V126H86ZM107 127V126H106ZM114 127V126H113ZM112 127V128H113ZM119 127V126H118ZM121 127H122V125H121ZM121 127H119V128H117L119 131L120 130H122L121 129ZM149 127V126H148ZM204 127V126H203ZM211 127H212V124H211ZM214 127V126H213ZM15 128H16V125H15ZM105 128V127H104ZM153 128H154V125H153ZM189 128V129H188ZM196 128H198V127H196ZM13 129V128H12ZM11 129V130H12ZM18 129V128H17ZM17 129H15V132H16V130ZM45 129V128H44ZM44 129H42V130H44ZM80 129V128H79ZM89 129V128H88ZM96 129V128H95ZM102 129V128H101ZM135 129V128H134ZM145 129H148V128H146L145 127ZM149 129H151V127H149ZM6 130H8V129H6ZM10 130V129H9ZM46 130V129H45ZM129 130V129H128ZM131 130V129H130ZM144 130V129H143ZM188 130V131H187ZM191 130V129H190ZM198 130V129H197ZM13 131V130H12ZM18 131V130H17ZM80 131H82V130H80ZM89 131H91L90 129H89ZM88 131V132H89ZM104 131V130H103ZM133 131H132V133H133ZM142 131V130H141ZM8 132V131H7ZM14 132V131H13ZM56 132V131H55ZM67 132V131H66ZM86 132V131H85ZM102 132V131H101ZM107 132V131H106ZM139 132H137L136 134H139ZM147 132V131H146ZM146 132H144V133H146ZM18 133V132H17ZM40 133H41V131H40ZM95 133V132H94ZM104 133V132H103ZM117 133H118V131H117ZM123 133V132H122ZM1 134H4V132L3 133H1ZM7 134V133H6ZM9 134V133H8ZM44 134V133H43ZM79 134V133H78ZM105 134V133H104ZM134 134V133H133ZM132 134V135H133ZM140 134H141V132H140ZM147 134V133H146ZM190 134V133H189ZM11 135V134H10ZM71 135V134H70ZM85 135V134H84ZM94 135V134H93ZM92 135V136H93ZM142 135H144V134H142ZM68 136V135H67ZM77 136V135H76ZM80 136V138H81V135H79ZM89 136V135H88ZM91 136V135H90ZM130 136V135H129ZM136 136H138V135H136ZM3 137H5V136H3ZM7 137V136H6ZM18 137V136H17ZM73 137V136H72ZM93 137H96V135L95 136H93ZM100 137V136H99ZM122 137H123V134H122ZM193 137V136H192ZM97 138V137H96ZM110 138V137H109ZM111 138H112V136H111ZM137 138V137H136ZM135 138V139H136ZM139 138V137H138ZM8 139H9V137H8ZM41 139V138H40ZM74 139V138H73ZM90 139V138H89ZM93 139V138H92ZM123 139V138H122ZM134 139V138H133ZM1 140V139H0ZM10 140V139H9ZM95 140V139H94ZM110 140V139H109ZM112 140H113V138H112ZM111 140V141H112ZM139 140H140V138H139ZM141 140H140V142H141ZM159 140H161V141H159ZM6 141V140H5ZM11 141V140H10ZM27 141V140H26ZM33 141V140H32ZM52 141V140H51ZM86 141H87V139H86ZM115 141V140H114ZM156 141V140H155ZM167 141V140H166ZM168 141H170V140H168ZM172 141H173V139H172ZM9 142V141H8ZM11 142H13V141H11ZM29 142V141H28ZM66 142H68V141H66ZM71 143H72V141H70ZM100 142V141H99ZM121 142H122V140H121ZM135 142V141H134ZM140 142H138V143H140ZM147 142V143H148ZM174 142V141H173ZM179 142V141H178ZM193 142V141H192ZM7 143V142H6ZM10 143V142H9ZM95 143H96V141H95ZM147 143H145V144H147ZM164 143H166V142H164ZM180 143H182V142H180ZM189 143V142H188ZM27 144V143H26ZM40 144V143H39ZM72 144H76V143H72ZM78 144V143H77ZM94 144V143H93ZM104 144H106V143H104ZM107 144H108V142H107ZM111 144V143H110ZM120 144V143H119ZM141 144V143H140ZM143 144V143H142ZM141 144V145H142ZM144 144V145H145ZM167 144H169V142H167ZM178 144V143H177ZM29 145V144H28ZM43 145V144H42ZM55 145V144H54ZM80 145H81V143H80ZM162 145V144H161ZM179 145V144H178ZM183 145V144H182ZM187 145V144H186ZM185 145V146H186ZM3 146V145H2ZM5 146V145H4ZM13 145H9V147H12ZM40 146H41V144H40ZM40 146H38V148L40 147ZM88 146V145H87ZM94 146V145H93ZM96 146V145H95ZM101 146V145H100ZM100 146H97V147H99V148H102V147H100ZM103 146V145H102ZM108 146V145H107ZM110 146V145H109ZM115 146H116V144H115ZM147 145H145V147H146ZM167 146V145H166ZM180 146V145H179ZM192 145L190 144V147H191ZM17 147V146H16ZM37 147V146H36ZM43 147V146H42ZM91 147V146H90ZM97 147H95L96 149H99V148H97ZM144 147V146H143ZM169 147H170V145H169ZM173 147H175V145L173 146ZM189 147V148H190ZM61 148V147H60ZM92 148H94V147H92ZM94 148V149H95ZM104 149H105V147H103ZM132 148V147H131ZM147 148V147H146ZM160 148H161V146H160ZM7 149V148H6ZM11 149H13V147L11 148ZM87 149V148H86ZM94 149H91L90 150V152L92 151V150H94ZM96 149H95V152H96ZM159 148H157L156 149V152L158 153V150ZM9 150V149H8ZM22 150V149H21ZM100 151H101V149H99ZM103 150V149H102ZM136 150V149H135ZM140 150V149H139ZM141 150H142V152H143V150L145 151L144 153H146V150H148V149H143V148H141ZM140 150V151H141ZM151 150H152V148H151ZM154 150V149H153ZM152 150V152L153 153H151V151H150V149H149V152H150V154H153L154 155V151ZM164 150V149H163ZM168 150V149H167ZM39 151V150H38ZM41 151V150H40ZM64 151V150H63ZM99 151V152H100ZM120 151V150H119ZM10 152V151H9ZM8 152V153H9ZM17 152V151H16ZM16 152H14V153H16ZM45 152V151H44ZM80 153L82 152V151H79ZM85 152H86V150H85ZM87 152H89V151H87ZM93 152V151H92ZM105 152V151H104ZM148 152V151H147ZM180 152V151H179ZM261 152V151H260ZM28 153V152H27ZM40 153V152H39ZM42 153V152H41ZM101 153H102V151H101ZM100 153V154H101ZM130 153V152H129ZM134 153V152H133ZM156 153V154H157ZM160 153V152H159ZM190 153H191V151H190ZM6 154H7V150H6ZM18 154V153H17ZM37 154V153H36ZM51 154V153H50ZM75 154H77V153H75ZM79 154V153H78ZM87 154V153H86ZM85 154V155H86ZM98 154V153H97ZM100 154H98V155H100ZM104 154V153H103ZM106 154V153H105ZM117 154V153H116ZM115 154V155H116ZM119 154V153H118ZM122 154V153H121ZM128 154V153H127ZM132 154V153H131ZM146 154H148V153H146ZM145 154V155H146ZM155 154V155H156ZM19 155V154H18ZM23 155V154H22ZM123 155V154H122ZM129 155V154H128ZM144 155V156H145ZM153 155H151L150 157H153ZM154 155V156H155ZM47 156V155H46ZM51 156V155H50ZM82 156V155H81ZM87 156V155H86ZM88 156H89V154H88ZM101 156V158H102V155H100ZM117 156V155H116ZM115 156V157H116ZM126 156V155H125ZM135 156H136V154H135ZM144 156H143V158H144ZM147 157L146 158H148L149 157V155H146ZM2 157V156H1ZM10 157V156H9ZM90 157H91V155H90ZM90 157H89V159H90ZM94 158H95V156H93ZM91 158V159H93V160H95L96 161V159L97 160H99V162H100V160L101 159H99L100 157L99 156H96L97 158L96 159H94V158ZM133 157V156H132ZM131 157V158H132ZM141 157V156H140ZM156 157H157V155H156ZM175 157H178V155L177 156H175ZM179 157H181V155L179 156ZM14 158V157H13ZM65 158V157H64ZM83 158V157H82ZM81 158V159H82ZM88 158V157H87ZM87 158H86V160H87ZM104 159L106 158V157H103ZM102 158V159H103ZM121 158V159H120ZM130 158V160L132 161V159ZM39 159V158H38ZM72 159H74V158H72ZM81 159H79V160H81ZM107 159V158H106ZM110 159V158H109ZM126 160L128 159V158H125ZM125 159H123V157H121V156H119V159H117V160H115L114 161V163H113V161L111 162V163H113L114 165L115 164H117V162L116 161H118V165L119 166H117V165H115L116 166V168H124V167H121V166H127V168L125 167V169H126V171L128 172V170L129 169H131V168H128V165H129V167H130V165H131V163L134 161V159H133V161L131 162H129V163H127V165H124L125 164V162H126V160ZM4 160H6V158L4 159ZM7 160H9V158L7 159ZM15 160V159H14ZM64 160V159H63ZM85 160V161H86ZM124 160H125V162H124ZM171 160V159H170ZM181 160V159H180ZM71 161V160H70ZM88 161V160H87ZM101 161H103V160H101ZM106 160H104V162H105ZM108 161V160H107ZM106 161V162H107ZM129 161V159L127 160V162ZM137 161V160H136ZM139 161H141L140 160V158H139ZM168 161V160H167ZM192 161V160H191ZM1 162V161H0ZM76 162V161H75ZM82 162H84V161H82ZM97 162V161H96ZM95 162V163H96ZM135 162V161H134ZM141 162H143V161H141ZM140 162V163H141ZM147 161H145V162H143V166L145 167L146 166V164H144V163H146ZM174 161H172V163H173ZM179 162V161H178ZM177 162V163H178ZM7 162H5V164H6ZM10 163H11V161H10ZM15 163V162H14ZM18 163V162H17ZM92 163V162H91ZM181 163V162H180ZM22 164V163H21ZM53 164V163H52ZM58 163H56V165H57ZM63 164V163H62ZM86 164H88V163H86ZM101 164V163H100ZM142 164V163H141ZM147 164H148V162H147ZM8 165H9V163H8ZM13 165V164H12ZM10 166V168L11 167H13V166ZM77 165H80L79 163L77 164ZM90 163H89V168L88 169H83L84 167H85V165H84V167L83 168H81V169H83V171H85L84 173L85 174H83L82 173V176H83V179L85 178V180H86V177H89V176H86V174H87V172L88 171H90V172H88L89 174L91 173V172H93V171H91V169L93 170V169H95L96 167L95 166H97V165H99V164H97V165H95V166H92L93 165V163H92V167H95V168H91L90 167ZM105 165V164H104ZM103 165V166H104ZM107 165H111L110 164V161H108V164ZM113 165V166H114ZM138 165V164H137ZM1 166V165H0ZM87 166L85 167V168H87ZM134 166H136V165H134L133 164V169H134ZM8 170H9V166L7 167V165L5 166ZM64 167V166H63ZM100 167V166H99ZM101 167H102V165H101ZM101 167L100 168H97L96 170H102L103 169V167H102V169H101ZM104 167H106V165L104 166ZM108 167V166H107ZM131 167H132V165H131ZM140 167H141V165H140ZM147 167V166H146ZM153 167V166H152ZM14 168H16V167H14ZM13 168V169H14ZM18 168V167H17ZM72 168V167H71ZM74 168H75V165H74ZM118 168V169H119ZM0 169H3V168H1L0 167ZM13 169H10L12 172H10L9 171V173H15V172H17L16 170H14V172H13ZM73 169V168H72ZM77 169V168H76ZM79 169V168H78ZM106 169H110V171H111V168H106ZM113 169H115L114 167H113ZM121 169H119L120 170V175H122V176H124V175H126L127 173H126V171H125V173H123L124 171L123 170H121ZM137 169V167H135V169L134 170H136ZM140 169V168H139ZM141 169H142V167H141ZM23 170V169H22ZM71 170V169H70ZM86 170H88L87 172H86ZM95 170V171H96ZM119 170H117V171H119ZM132 170V169H131ZM130 170V171H131ZM133 170V171H134ZM145 169H143L142 171H144ZM5 171V170H4ZM20 171V170H19ZM77 171V170H76ZM79 171V170H78ZM82 171V172H83ZM106 171H108V170H106ZM105 171V172H106ZM116 171V170H115ZM121 171H123L122 172V174H121ZM133 171H131L132 173H130V174H132L131 175V178H133V177H135V176H133V175H138V173H137V171H136V173H134ZM8 172V171H7ZM42 172V171H41ZM102 172H104V170L102 171ZM6 173V172H5ZM72 173V172H71ZM77 173V172H76ZM97 173H99V171H97L96 172V174ZM117 173V172H116ZM116 173H115V176H116ZM128 173V174H129ZM140 173V172H139ZM146 173V172H145ZM150 173V172H149ZM69 174V173H68ZM89 174H87V175H89ZM94 174V173H93ZM100 174V173H99ZM102 174V173H101ZM104 174H106V173H104ZM103 174V175H104ZM108 174V173H107ZM124 174V175H123ZM128 174L126 175V177H125V179L126 178H128L127 176H128ZM17 175V174H16ZM26 175V174H25ZM72 175V174H71ZM76 175V174H75ZM85 175V176H84ZM136 175V177L138 178V176ZM141 175V174H140ZM140 175H139V178H140ZM146 175V174H145ZM172 175V174H171ZM259 175V174H258ZM9 176V175H8ZM40 176V175H39ZM66 176V175H65ZM74 176V175H73ZM117 176H118V174H117ZM116 176V177H117ZM143 176H144V173H143ZM168 176V175H167ZM68 177V176H67ZM116 177H115V179H116ZM121 177V176H120ZM119 177V178H120ZM130 177V176H129ZM149 177H150V175H149ZM20 178V177H19ZM23 178V177H22ZM70 178H71V176H70ZM91 178V177H90ZM100 178V177H99ZM110 178V177H109ZM155 178H156V176H155ZM18 179V178H17ZM32 179V178H31ZM60 179H61V177H60ZM68 179V182H69V178H67ZM72 179V178H71ZM74 179V178H73ZM72 179V180H73ZM76 179V178H75ZM93 179V178H92ZM95 179V178H94ZM124 179V178H123ZM141 179H144V178H141ZM146 179V178H145ZM148 179V178H147ZM61 180H63V178L61 179ZM91 180V179H90ZM148 180H150V179H148ZM84 181V180H83ZM106 181V180H105ZM133 181V180H132ZM138 181H140V180H138ZM152 181V180H151ZM168 181V180H167ZM167 181H166V183H167ZM6 182V181H5ZM31 182V181H30ZM59 182H60V180H59ZM67 182V183H68ZM72 181L70 180V182L69 183H71ZM76 182V181H75ZM91 182V181H90ZM119 182V181H118ZM121 182V181H120ZM129 182V181H128ZM143 182V181H142ZM170 182V181H169ZM48 183V182H47ZM64 183V182H63ZM68 183V184H69ZM89 183V182H88ZM92 183V182H91ZM90 183V184H91ZM126 183V182H125ZM136 183H137V181H136ZM141 183V182H140ZM157 183V182H156ZM50 184V183H49ZM121 184V183H120ZM2 185V184H1ZM31 185V184H30ZM91 185H93V184H91ZM90 185V186H91ZM126 185V184H125ZM124 185V186H125ZM137 185H138V183H137ZM137 185H135V186H137ZM143 185V184H142ZM148 185H150L149 184V181H148ZM155 185V184H154ZM153 185V186H154ZM158 185V184H157ZM162 185V184H161ZM5 186H6V184H5ZM16 186V185H15ZM27 186H29V185H27ZM87 186H89V185H87ZM152 186V187H153ZM24 187V186H23ZM47 187V186H46ZM107 187V186H106ZM143 187V186H142ZM19 188V187H18ZM48 188V187H47ZM134 188V187H133ZM139 188V187H138ZM146 188V187H145ZM159 188V187H158ZM11 189V188H10ZM21 189V188H20ZM29 189V188H28ZM151 187H150V193H151ZM6 190V189H5ZM27 190V189H26ZM74 190V189H73ZM87 190V189H86ZM85 190V191H86ZM142 190V189H141ZM155 190V189H154ZM4 191V190H3ZM29 191V190H28ZM77 192H79V190L77 191ZM97 192V191H96ZM144 192V191H143ZM0 193H2V192H0ZM95 193V192H94ZM97 193H99V192H97ZM103 193V192H102ZM83 194V193H82ZM101 194V193H100ZM24 195V194H23ZM22 195V196H23ZM143 195V194H142ZM148 195V194H147ZM1 196V195H0ZM4 196V195H3ZM2 196V197H3ZM18 196V195H17ZM26 196V195H25ZM104 196V195H103ZM97 197H99V196H97ZM149 197V196H148ZM139 206V205H138ZM100 207V206H99ZM154 214H156V213H154ZM33 215V214H32ZM31 215V216H32ZM143 215V214H142ZM158 215V214H157ZM33 217V216H32ZM37 217V216H36ZM107 217V216H106ZM110 217V216H109ZM145 217V216H144ZM158 217V216H157ZM34 218V217H33ZM117 218V217H116ZM148 218V217H147ZM150 218H152V217H150ZM104 219V218H103ZM139 219V218H138ZM155 220V219H154ZM141 221V220H140ZM144 221H145V219H144ZM147 221V220H146ZM151 221V220H150ZM110 222V221H109ZM145 223V222H144ZM147 223V222H146ZM234 234V233H233ZM230 234H228V236H229ZM234 235H232V237H231V235H230V237L231 238H229L227 241V244L222 248V249H219V250H213V251H210V253L208 252L207 254L208 255H206V254H201L202 256H210L209 257V261L208 262H205L204 260L202 261V260H197V259H194V257H192L191 255L189 256V259L188 258H186L187 260L186 261H189L188 263H192V264H226L227 262H229V260L237 253V250L239 249V245H238V239L237 238H235L236 236H234ZM227 239V238H226ZM71 245V244H70ZM227 248H229V250L228 251H226L227 250ZM212 249H213V247H212ZM211 249V250H212ZM214 249H216V248H214ZM157 253V252H156ZM203 253V252H202ZM206 253V252H205ZM182 254V253H181ZM156 255V254H155ZM201 255H199V256H201ZM194 256H196L195 254H194ZM153 257V256H152ZM188 257V256H187ZM200 258V257H199ZM202 258V257H201ZM185 259V258H184ZM208 259V258H207ZM154 260V259H153ZM152 260V261H153ZM206 260V259H205ZM207 261V260H206ZM121 263V262H120ZM119 263V264H120ZM190 263V264H191Z\"/></svg>","mask_w":264,"mask_h":264}]
</instances>
